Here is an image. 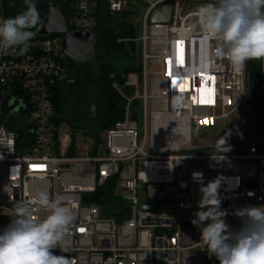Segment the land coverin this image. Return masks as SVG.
Segmentation results:
<instances>
[{
    "label": "built area",
    "instance_id": "1",
    "mask_svg": "<svg viewBox=\"0 0 264 264\" xmlns=\"http://www.w3.org/2000/svg\"><path fill=\"white\" fill-rule=\"evenodd\" d=\"M213 2L72 0L64 8L69 0H54L68 33L94 34L100 8L112 15L133 11L141 18L144 92L136 99L142 106L133 108L129 101L123 122L103 132L99 145L91 140L75 154L73 137L61 131L52 101L53 87L69 82L64 35L32 39L23 56L0 54V232L18 204L32 208L34 218L45 215L30 201L47 191L52 198L62 196L75 216L62 244L66 251L54 250L70 264H207L200 229L191 223L200 210L201 185L222 178L221 208L232 231L242 226L235 210L264 205V114L259 145L223 152L222 160L211 146L192 143L196 130L214 128L239 111L245 126L247 116L250 61L237 71L215 55V40L192 27L198 6ZM165 4L173 5L171 21L151 24L152 14ZM148 65L159 68L150 82ZM261 72L264 101V60ZM182 127L188 145L181 144ZM194 173L202 179L195 180ZM104 191L111 201L89 200Z\"/></svg>",
    "mask_w": 264,
    "mask_h": 264
},
{
    "label": "clouds",
    "instance_id": "2",
    "mask_svg": "<svg viewBox=\"0 0 264 264\" xmlns=\"http://www.w3.org/2000/svg\"><path fill=\"white\" fill-rule=\"evenodd\" d=\"M24 4L26 9L14 17L0 18V54L25 55L37 35L33 29H38L41 17L36 0ZM192 15L197 18L192 27L215 40V55L227 58L237 71L242 72L250 60H264V0H215L198 6ZM225 145V137L217 140L218 154L229 150ZM193 178L201 180L202 173ZM221 180L217 177L200 187V210L191 223L200 229L205 246L201 249L219 264H264V205L235 210L242 226L232 231L221 208ZM30 203L45 215L34 218L32 208L17 205L0 232V264H70L67 256L54 250L66 251L62 244L75 220L72 208L62 196L52 198L47 191L37 192Z\"/></svg>",
    "mask_w": 264,
    "mask_h": 264
},
{
    "label": "trees",
    "instance_id": "3",
    "mask_svg": "<svg viewBox=\"0 0 264 264\" xmlns=\"http://www.w3.org/2000/svg\"><path fill=\"white\" fill-rule=\"evenodd\" d=\"M12 0H3L4 18L14 17L16 14L25 10L26 7L11 5ZM69 0L65 8L70 5ZM40 12L41 23L47 15L46 9L37 5ZM137 14L128 11L119 15H112L104 8L98 11L99 26L94 32L98 43L97 49L104 56L105 61L100 65L98 72L94 75L89 71L80 68L79 64L68 58L69 65L74 68L77 74L74 76L75 85L82 82L90 84L96 81L99 85L100 97L96 101L93 109L94 120L91 124L78 125L68 117L69 101L68 96L69 82L53 87V103L56 111V121L59 126H68L73 137V149L71 153L75 154L78 150L76 146L77 133L79 136L95 142L96 146L100 144V136L106 130L112 128L116 123L123 122L126 117V102L119 95L114 85L123 86L127 76L138 71L140 58L138 47L135 42L138 38V28L133 22ZM40 23V24H41ZM39 27V25H38ZM36 31L37 29H33ZM40 37L36 36L34 39ZM115 63H114V62ZM69 68V78L72 76ZM250 86L253 90L254 106L256 108L257 121L259 127L264 114V101L260 92V82L262 77L261 60H250L249 62ZM95 102V100H94ZM133 108H136L135 106ZM138 115H132L137 119ZM85 139V140H86ZM19 145L24 141L19 139ZM85 142V141H84ZM93 203L100 204L111 201V195L107 192H99L91 197ZM207 264H219L214 257H210Z\"/></svg>",
    "mask_w": 264,
    "mask_h": 264
},
{
    "label": "rangeland",
    "instance_id": "4",
    "mask_svg": "<svg viewBox=\"0 0 264 264\" xmlns=\"http://www.w3.org/2000/svg\"><path fill=\"white\" fill-rule=\"evenodd\" d=\"M53 2L54 0H36V4L46 9L47 12L50 4ZM21 3H24V0H12L11 5L19 6V4ZM139 16L140 15H138L133 20V22L138 28V34H137L138 38L135 41L137 43L138 55L140 58L138 71L129 74L123 86H120L118 84L114 85L119 95L126 102V106L130 104L129 101H132L131 103L132 107L142 106L143 103L142 100L137 101L136 98L137 96H140L144 92V88L140 83V79H141L140 73L142 70L143 62H142L141 42L139 40L140 36L142 35L141 18ZM104 61H105L104 56L98 51L96 47V53L94 58L87 63L79 64V67L95 75L98 72L100 65ZM70 71L72 72L71 73L72 76L69 78L68 85L71 86L68 88L67 91L68 96L70 97L69 109L67 111L68 117H70V120H72L76 124L85 126L91 124L94 120L92 112L94 109L93 105H96L95 103L97 100H99L100 97V91L98 89L99 85L97 84L96 81L91 82L90 84H86L82 82L80 84L75 85L74 76L77 73L74 72L75 70L71 66H70ZM153 72H159V68L152 65H148L149 82L151 80V76ZM60 129L63 132L70 133V128L68 126L65 125L60 126ZM77 134L78 135L76 138V146L78 147L79 150H83V148H85V145H87L88 142H90L91 140L79 136V133ZM139 135L140 137L141 135H143V122L141 121H139ZM221 137L226 138L225 146L229 148V150L226 151L227 153L239 152L243 147L246 150L249 144L259 145L260 142L259 123L257 121L256 108L254 106V100H253V90L251 86H249L248 89L247 116L245 120V126H244L243 113L239 111L235 115L231 116L229 119L220 121L217 124V126L214 128H207L205 130H196L195 138H192V143L194 146H198L200 143L204 144L205 146H211L212 148L208 150H211L212 152H217V140L220 139ZM147 152H149V147L147 148Z\"/></svg>",
    "mask_w": 264,
    "mask_h": 264
},
{
    "label": "water",
    "instance_id": "5",
    "mask_svg": "<svg viewBox=\"0 0 264 264\" xmlns=\"http://www.w3.org/2000/svg\"><path fill=\"white\" fill-rule=\"evenodd\" d=\"M172 4L160 6L151 16V24H167L171 21ZM37 35L40 38L62 34L64 53L78 64L91 61L96 53L97 40L93 33H68L61 8L51 3L46 17L39 25Z\"/></svg>",
    "mask_w": 264,
    "mask_h": 264
},
{
    "label": "bare ground",
    "instance_id": "6",
    "mask_svg": "<svg viewBox=\"0 0 264 264\" xmlns=\"http://www.w3.org/2000/svg\"><path fill=\"white\" fill-rule=\"evenodd\" d=\"M183 128V131H181L180 133H178L179 134V136H180V138L182 139V143L181 142H179V143H177V144H186V145H188L189 144V133H188V131L186 132L185 131V128L184 127H182ZM176 143H173V146H176L177 145Z\"/></svg>",
    "mask_w": 264,
    "mask_h": 264
},
{
    "label": "flooded vegetation",
    "instance_id": "7",
    "mask_svg": "<svg viewBox=\"0 0 264 264\" xmlns=\"http://www.w3.org/2000/svg\"><path fill=\"white\" fill-rule=\"evenodd\" d=\"M15 6H17V5H15ZM19 6L20 7H26V5L24 3L19 4Z\"/></svg>",
    "mask_w": 264,
    "mask_h": 264
}]
</instances>
